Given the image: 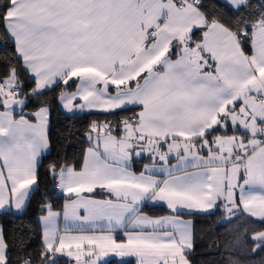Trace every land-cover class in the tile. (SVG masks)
I'll use <instances>...</instances> for the list:
<instances>
[{
	"label": "snow or ice",
	"instance_id": "1",
	"mask_svg": "<svg viewBox=\"0 0 264 264\" xmlns=\"http://www.w3.org/2000/svg\"><path fill=\"white\" fill-rule=\"evenodd\" d=\"M225 6L230 24L203 0L0 4L15 64L32 85L6 65L0 210L22 212L38 189L40 158L50 147V106L41 99L47 91L62 84L58 100L69 113L140 109L116 125L92 122L79 170L49 165L66 200L62 212L42 208L41 264H101L110 253L136 264H191L194 234L192 222L180 218L185 211L264 223V0L258 11H249L251 0ZM30 103L36 110L25 112ZM143 153L159 162L145 167L147 175L130 170ZM145 201L165 202L171 214L143 215ZM249 241L253 251L264 250V231L245 233ZM0 264H33L23 255L13 260L2 229Z\"/></svg>",
	"mask_w": 264,
	"mask_h": 264
},
{
	"label": "trees",
	"instance_id": "2",
	"mask_svg": "<svg viewBox=\"0 0 264 264\" xmlns=\"http://www.w3.org/2000/svg\"><path fill=\"white\" fill-rule=\"evenodd\" d=\"M261 2L262 0H251L253 8L249 11H258ZM3 3L5 0H0V4ZM203 4L209 10L214 8L215 14L221 17L225 23L233 22L231 11L224 2L203 0ZM8 63L17 67L20 79L31 87L28 76L18 64H15L12 42L7 39L2 25H0V78L6 76ZM73 87L74 84L66 90H71ZM61 90H64L62 84L54 91H47L41 98L50 106V147L40 159L38 189L35 190L26 209L22 212H0V226L9 241L14 261L17 256L23 255L24 258L29 257L35 262H41V228L37 216L44 214L42 208L45 204H50L53 211H61L65 203L66 198L58 193L56 181L48 174L49 165L52 163L67 164L74 165L76 169H79L85 149L89 146L85 133L88 132L91 123L109 121L116 125L120 120L134 116L137 111L136 107H128L123 110L118 109L115 113L83 112L66 115L57 103ZM36 107L34 103H30L26 109L32 111ZM148 158L146 156L133 157L131 160L132 169L139 171L144 163L151 160ZM142 210L151 215L171 214L161 205H144ZM181 216L190 218L193 222L194 251L190 257L191 264H264V250L253 251L255 247L253 243L243 242L245 233L251 237L255 232L264 229V223L259 221L244 223L243 217L229 223L221 211H214L213 214L184 213ZM242 224L243 227H240ZM238 227H240L239 239H237ZM20 246L25 247L26 252L21 253ZM61 264H65V262L63 261ZM105 264H134V262L131 259L121 262L110 259Z\"/></svg>",
	"mask_w": 264,
	"mask_h": 264
},
{
	"label": "crops",
	"instance_id": "3",
	"mask_svg": "<svg viewBox=\"0 0 264 264\" xmlns=\"http://www.w3.org/2000/svg\"><path fill=\"white\" fill-rule=\"evenodd\" d=\"M220 1H222V2L225 3V0H220ZM74 89H75V85H74V87H73L71 90H67V91L71 92V91H73ZM57 103H58V106H59V108L61 109V111H62L64 114H66V115L77 114V113H83V112H99V111H96V110H93V111H88V110L79 111V110H77L76 113H69V112H67V110H65V109L62 108L61 103L59 102L58 98H57ZM129 107H133V106H129ZM136 108H137V111L134 113V115L140 110L138 107H136ZM35 110H36V109H34V110H32V111H35ZM117 110H118V109H117ZM17 111H19V108H17ZM24 111H25V112H28L27 109H24ZM100 113H103V112H100ZM88 147H89V146H88ZM88 147H87V148H88ZM87 148H86V149H87ZM86 149H85V152H86ZM47 151H48V150H47ZM47 151H46V152H47ZM46 152H45V153H46ZM85 152H84V154H85ZM45 153H44V154H45ZM44 154H43V155H44ZM142 155H145V154H142ZM142 155H141V156H142ZM148 155H149V154H148ZM141 156H140V157H141ZM83 157H84V156H83ZM133 157H134V158H138V157H135V156H133ZM40 159H41V158H40ZM171 159H172L171 162H172V163H175V159H174V157L171 158ZM82 162H83V161H82ZM154 163H156L157 166H159V162H158V161H157V162H154L153 160H150L149 162L144 163L139 171H134V170L132 169V167H130V170L133 171V172H135L136 174H139V173H141V172H145V174L147 175V174H149V173L145 171V167L148 166L149 168H151V167L153 166ZM130 165H132V161H130ZM81 166H82V165H81ZM80 168H81V167H80ZM80 168H79V169H80ZM79 169H77V170H79ZM159 178L162 179L163 176L161 175V176H159ZM56 188H57L58 193L61 194V195H63V196L66 198V194H64V193L61 191V189H59V187L57 186V182H56ZM98 191H99V190H98ZM144 205H148V206L161 205V206L165 207L167 210H169V209L167 208V205H166L165 202H162V201H158V202L145 201V202H142L141 205L139 206V207H140V213L143 214V215H147V216H149V217H151V218H160V217H163V216H168V215H170V214H163V215H151V214H148V213H146L145 211L142 210V207H143ZM62 210H63V208H62ZM62 210H61V211H57V212H62ZM169 211H170V210H169ZM0 212H13V213H20V212H17L14 208L11 209V210H8V209L0 210ZM185 213H188V212L185 211ZM191 213H198V212L192 211ZM44 214H45V213H44ZM199 214H203V213H199ZM41 215H43V214H41ZM41 215L37 216V221H39V217H40ZM180 218L183 219V220L191 221V222H192V220H191L190 218H186V217H182V216H181ZM257 221H258V220H257ZM38 223H39V222H38ZM58 224L60 225V227H61V229H62L63 226H64V220H63V217H62V216L59 218V220H58ZM39 225H40V228H41V244H42V225H41L40 223H39ZM192 226H193V222H192ZM0 229H1V226H0ZM261 231H264V229L261 230ZM73 234H79V233H73ZM87 234H92V233H87ZM114 236H115L117 242H121V241H123V240L125 239V237L123 236L122 232H120V231H117L116 233H114ZM42 247H43V245H42ZM110 259H116L118 262H121V261H125V260H128V259H131V260H133L134 264H136V262H135V258H131V257H123V258H122V257H118V256H116L115 254H111V253H110L107 257H103V258H102V260H101V264H105V263H106L108 260H110ZM61 262H63V260H62Z\"/></svg>",
	"mask_w": 264,
	"mask_h": 264
},
{
	"label": "built area",
	"instance_id": "4",
	"mask_svg": "<svg viewBox=\"0 0 264 264\" xmlns=\"http://www.w3.org/2000/svg\"><path fill=\"white\" fill-rule=\"evenodd\" d=\"M25 259H29V257H25ZM33 264H41V262H35V261H33Z\"/></svg>",
	"mask_w": 264,
	"mask_h": 264
},
{
	"label": "rangeland",
	"instance_id": "5",
	"mask_svg": "<svg viewBox=\"0 0 264 264\" xmlns=\"http://www.w3.org/2000/svg\"><path fill=\"white\" fill-rule=\"evenodd\" d=\"M165 150H166V149H165ZM143 154H145V155H142V156L149 157L148 153H143ZM148 159H150V158H148Z\"/></svg>",
	"mask_w": 264,
	"mask_h": 264
}]
</instances>
